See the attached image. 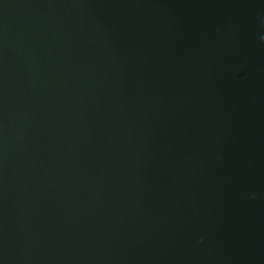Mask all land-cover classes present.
I'll return each mask as SVG.
<instances>
[{"label": "water", "instance_id": "obj_1", "mask_svg": "<svg viewBox=\"0 0 264 264\" xmlns=\"http://www.w3.org/2000/svg\"><path fill=\"white\" fill-rule=\"evenodd\" d=\"M0 264H264V0H0Z\"/></svg>", "mask_w": 264, "mask_h": 264}]
</instances>
